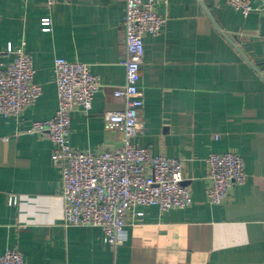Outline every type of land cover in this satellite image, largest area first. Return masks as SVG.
<instances>
[{
	"label": "crops",
	"instance_id": "crops-1",
	"mask_svg": "<svg viewBox=\"0 0 264 264\" xmlns=\"http://www.w3.org/2000/svg\"><path fill=\"white\" fill-rule=\"evenodd\" d=\"M252 4L245 14L226 0H157L166 22L145 36L144 128L133 141L187 159L194 203L146 208L114 248L101 227L64 223L55 144L28 128L56 114L55 61L63 57L86 62L102 82L91 109L72 113L71 144L123 145L122 128L106 113L124 108L114 91L126 78V1L0 0V52L25 42L43 88L20 116L0 114V254L19 249L27 264H264V0ZM230 150L248 177L229 202L212 204L206 159ZM9 195L19 203L10 205Z\"/></svg>",
	"mask_w": 264,
	"mask_h": 264
},
{
	"label": "built area",
	"instance_id": "built-area-1",
	"mask_svg": "<svg viewBox=\"0 0 264 264\" xmlns=\"http://www.w3.org/2000/svg\"><path fill=\"white\" fill-rule=\"evenodd\" d=\"M46 1L53 5L58 0ZM125 1L126 78L114 91L116 97L124 100V108L106 113L111 127L122 128L123 145L95 151L71 144L72 113L77 108L85 112L91 109L102 82L86 62L63 57L55 61L59 100L56 114L47 120H36L28 128V132L47 137L55 144L52 160L62 172L64 223L99 226L105 233V241L114 248L123 244L129 220L142 216L146 208L157 206L168 211L194 203L192 188L185 183L187 159L172 158L163 152L154 155L133 141L144 128L141 119L144 92L139 82L145 36L161 33L166 19L157 11V0ZM226 1L245 14L254 10L252 0ZM5 56L10 59H4ZM35 76L33 56L25 48V42L19 46L10 42L0 52V114L20 116L40 98L43 88ZM206 161L209 202H229L233 187L243 184L248 177L243 158L230 150L213 152ZM8 203L18 204L19 196L9 195ZM0 264H27V261L19 249H9L0 254Z\"/></svg>",
	"mask_w": 264,
	"mask_h": 264
}]
</instances>
